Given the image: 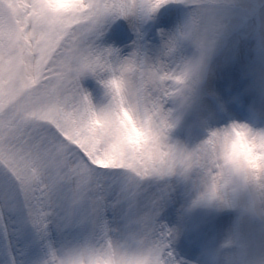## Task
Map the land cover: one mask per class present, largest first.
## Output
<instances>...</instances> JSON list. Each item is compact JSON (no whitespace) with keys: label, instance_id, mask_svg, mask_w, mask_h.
<instances>
[{"label":"snow or ice","instance_id":"obj_1","mask_svg":"<svg viewBox=\"0 0 264 264\" xmlns=\"http://www.w3.org/2000/svg\"><path fill=\"white\" fill-rule=\"evenodd\" d=\"M178 2L193 11L153 60L99 40L117 17L146 21L168 0H0V264H185L160 219L167 195L146 193L161 174L153 85L185 39L204 63L250 25L264 50V0ZM88 73L122 75L120 96L97 109Z\"/></svg>","mask_w":264,"mask_h":264},{"label":"rangeland","instance_id":"obj_2","mask_svg":"<svg viewBox=\"0 0 264 264\" xmlns=\"http://www.w3.org/2000/svg\"><path fill=\"white\" fill-rule=\"evenodd\" d=\"M193 2L206 4L210 0ZM246 2L249 0H231L230 10ZM251 2L258 4V0ZM192 11L188 4L168 0L146 21L117 17L106 26L99 43L102 47L118 49L121 58L128 56L139 45L148 57L155 60L161 54L162 35L176 32ZM250 28V25H241L237 32L229 36L228 43L219 47L208 59L209 75L201 87L200 98L183 124L171 133L173 137L192 146L206 135L205 129L224 126L232 121L264 127V50ZM138 32L142 36L138 37ZM190 53L191 48L182 46L176 59ZM81 86L89 93L97 109L107 103L103 86L94 76H83ZM163 183L157 179L146 181V193L157 192ZM190 199L186 186L175 187L167 195L160 219L176 230L171 248L178 259L185 264H211L206 250L216 248L234 227L240 203L200 207L185 212L184 206ZM240 230L242 241L239 248L245 264H264V218H246ZM236 248L233 245L227 251L235 252Z\"/></svg>","mask_w":264,"mask_h":264},{"label":"clouds","instance_id":"obj_3","mask_svg":"<svg viewBox=\"0 0 264 264\" xmlns=\"http://www.w3.org/2000/svg\"><path fill=\"white\" fill-rule=\"evenodd\" d=\"M181 43L191 48V53L177 59L178 67L172 75L153 85L158 89L152 101L155 105L152 115H159V123L152 131L158 145L156 162L161 165L157 180L164 182L160 189L166 195L175 187L186 186L191 199L184 206L185 212L239 202L234 227L216 248L206 252L211 264H245L239 248L240 225L249 217L264 218V127L232 121L205 129L206 135L192 146L171 135L199 100L201 87L209 75L207 62L198 59L195 43L188 39ZM98 80L108 97L105 107L120 96L124 81L122 75H107L103 81ZM120 114L131 123L128 114L123 111ZM132 131L137 134L135 129ZM233 245L237 246L235 252L227 251Z\"/></svg>","mask_w":264,"mask_h":264}]
</instances>
